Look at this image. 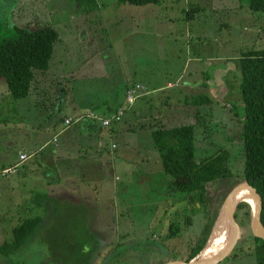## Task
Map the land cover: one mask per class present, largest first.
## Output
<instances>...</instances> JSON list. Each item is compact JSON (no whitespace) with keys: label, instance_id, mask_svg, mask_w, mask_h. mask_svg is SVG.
<instances>
[{"label":"rangeland","instance_id":"rangeland-1","mask_svg":"<svg viewBox=\"0 0 264 264\" xmlns=\"http://www.w3.org/2000/svg\"><path fill=\"white\" fill-rule=\"evenodd\" d=\"M98 6L87 12V6L75 0H0V22L30 28L48 24L60 33L49 68L35 71L27 97L14 98L6 77L0 76V247L12 241V229L21 220L44 217L41 231L23 247L9 254L0 251V264H164L187 259L206 220L199 212L186 222L185 210L191 212L195 202L177 200L180 194L168 188L169 178L161 168L159 152L155 155L154 141L135 131L138 114L150 113L143 104L153 105L151 97L157 94H173L160 120L175 122L164 126L199 122L198 159L225 145L231 151L233 172L243 171L239 131L245 117L238 60L248 50L264 46V12L253 11L248 0H162L147 5L98 0ZM225 69L228 73H217L214 84L207 82L205 75ZM135 82L147 88L168 82L175 87L135 102L136 114L126 110L133 123L128 121L129 143L124 144L125 131L117 136L118 148L111 157L107 155L114 164L94 166L91 172L64 170L66 164L61 162L47 164V157L51 158L47 149L55 147L52 125L65 122L75 107L103 112L112 95H125L123 105L128 106L127 86ZM186 88L192 96L185 94ZM204 92L214 103L203 107V117L198 119L200 110L192 98ZM178 102L181 105H172ZM89 112L79 117L92 118ZM123 120L115 122L119 132ZM85 136L83 143L89 142ZM46 140L49 147L39 148ZM24 149L34 153L18 168L15 163ZM97 174L110 180L111 186L114 182L118 191L108 187L97 193L101 182ZM52 175L58 180L53 185L48 182ZM89 185L96 192L83 196ZM168 189L172 199L160 201ZM34 192H47L52 198L40 204ZM141 197L154 201L153 206L142 208ZM218 224L221 230L225 222L218 220L214 232ZM230 227L217 253L232 241ZM241 227L245 242L219 264H256L249 255L256 242L246 239L251 226Z\"/></svg>","mask_w":264,"mask_h":264},{"label":"trees","instance_id":"trees-1","mask_svg":"<svg viewBox=\"0 0 264 264\" xmlns=\"http://www.w3.org/2000/svg\"><path fill=\"white\" fill-rule=\"evenodd\" d=\"M117 1L133 5H147L159 4L162 0ZM75 2L80 5L85 4L87 12L94 11L95 8L99 7L98 0H75ZM248 3L253 11L264 12V0H248ZM187 12L190 13V10ZM59 39V31L48 24L30 28L16 23L0 22V76L6 77L8 89L14 98L21 99L30 94L35 71H44L49 68L55 44ZM238 63L241 71L239 84L245 117L239 131L240 151L243 155L242 173L233 172L230 162L232 159L231 151L225 145L215 147L212 153L201 154L198 159L196 156V149L198 148L196 127L199 122L182 123L177 126H164L163 124L153 126L152 137L157 147L156 151L159 152L161 158V168L169 178L166 179L168 188L173 193L179 192L180 198L177 200L184 199L189 205L195 202V207L191 212L189 209L185 210L187 212L186 222H191L192 214L199 212L203 213L206 220L201 235L185 259L187 261L196 257L204 249L221 212L224 200L238 184L248 182L262 196L261 220L264 224V46L248 50L239 58ZM147 92L146 87L144 94ZM192 100L193 105H198L200 110L198 111V119L203 117V114L200 113L202 108L214 103V99L205 92L194 96ZM119 106L115 109L112 108L111 111L116 112ZM205 126L207 125L205 124ZM232 128L235 131L238 130V128ZM227 136L233 140L229 135ZM170 190L167 193H161L160 201L172 199L170 198L171 195L168 194ZM138 192H135L136 196H138ZM139 194L141 195V192ZM34 197L39 198L40 200L35 201H40L38 203L42 204L49 198V194L47 192H34ZM140 199L143 202L142 208L150 209L154 204V201L145 200L142 197ZM150 203L152 205H149ZM198 203L200 207H197ZM153 208L156 209V204ZM31 209L30 207L29 210ZM236 218L244 228L251 226L252 208L248 202L239 203ZM43 219V216L36 215L21 220L12 229V241L4 242L0 251L9 254L14 252V249L23 247L35 234L41 231ZM230 228L215 254L221 250V246L227 241ZM246 239H252L256 242L254 251L250 252L249 255L254 256L256 264H264V240L255 236L251 227ZM244 242L245 240L240 241V243Z\"/></svg>","mask_w":264,"mask_h":264},{"label":"crops","instance_id":"crops-1","mask_svg":"<svg viewBox=\"0 0 264 264\" xmlns=\"http://www.w3.org/2000/svg\"><path fill=\"white\" fill-rule=\"evenodd\" d=\"M226 71H227V69H225V71L219 70L218 72H215V70L211 71V73L208 76L205 75L207 82H209V84L210 83L214 84V82H216V76H217L216 74L217 73H223ZM192 73L193 72L191 71L190 74H192ZM226 73H228V71ZM190 81L192 82V80H190ZM127 87H129V86H127ZM174 87L175 86L171 85L170 82H168L167 85L162 86V87H156V86L150 87V86H148V88H147L148 92L146 94L142 95L141 97H139V99L136 100L135 102L137 103V101H139V100H141V102H145V101L149 100V96L152 93H155V92L160 91V90H167V89L174 88ZM181 90H182V87H181ZM184 92H185V94H187L188 97H189V95H191V93L189 94V92L187 91V88L184 89ZM207 94H208V92H207ZM172 95H173L172 93H170V94L164 93L163 95L157 94V95L151 97V100H152L151 103L153 105L149 104L150 107H147V103L146 104L144 103L143 107L148 108V109H146V111L148 113L150 111V113L147 116H143L144 114L143 115L138 114L139 120H137L135 123H137V125H139V126L136 128L135 131L137 132L138 130H141L143 133V136H145L147 139H149V141L153 142L152 131H153L154 125H162V124L166 125L169 122L174 123L175 122L174 120H171L169 122L165 121L164 119L162 121L160 120L162 109H164V108L167 109L170 106L168 104V101L170 100ZM197 95H195V96H197ZM208 95L210 97H212L210 95V93ZM124 97H125V95L122 98H120V97L115 98V96L112 95L110 97V99L107 98L108 100H106L104 103L105 106L103 108V112H101L100 110H93L91 108L84 111L80 107H75L73 114H68L64 118V120L69 118V117L73 118L74 122L72 124L66 125V123L63 122V123H61L62 125L60 124L59 126L52 125L51 127H53L52 131L54 134H53V137L51 138V140H53V142H55V147H53L51 149H47L46 153H47V155L49 154L51 157V158L47 157V162H48L47 164L49 165L51 163L53 164V163H60L61 162L63 164H66V167H64V170H68V171H75V170H78V168L79 169L80 168H82V169L88 168V169H86V171H90L89 169L95 170L96 169L95 167H97V169H101V168H103L102 166H106L108 164H114L113 159L111 158L109 160L107 158V155L109 154L111 157L112 154H114V151L118 148L117 145H119L118 144L119 140H116V138L118 135L121 137L124 131H125V137H126L124 144L127 146V144L129 143L128 135H129L130 125H128V121H130L131 124H133L132 121L130 120L131 114H128V115H126V113L124 114L123 119H126L125 125L119 127L120 129H122L120 132L117 130V128L115 126V122H113L108 127H104V126H102L101 121H99L98 119H92V118L90 119L89 117L85 116L86 118L84 117V119H82L79 122V121H77V117H79L81 115H86L85 113H87L89 111L97 113V115H100L103 117L104 116L105 117L110 116L113 113V111H111L112 108L115 109L117 106H119V105L122 106L125 103ZM136 103L133 105L135 106ZM175 104L181 105V103H179V102L178 103H172L173 106ZM60 106H62V103L60 105H58V109ZM132 106H130L127 109V111L131 108L129 111H133L135 113V110L132 108ZM123 119H122V121H124ZM122 121H119V122L121 123ZM180 121H182V120H179V122ZM86 131L88 132L89 136H87V135L85 136ZM84 136L87 137V140L89 142L83 143L82 138ZM49 141L50 140H46L44 142V144L42 146H40L39 148H41V147L43 148L46 145L48 146L50 143ZM114 145H116V146L113 147ZM24 152L29 154L30 158L33 156V153H34V152L28 151L27 149H24L21 152V154ZM156 153H157V151H155V155H156ZM34 155H38V153H36ZM30 158H28L26 161H21L19 159V161L17 163H15V165L19 164L18 165V168H19L21 166V164L24 165ZM153 159L155 162V156L153 157ZM143 169L148 170L149 167L145 166ZM20 171H22V169ZM114 171H112V172H114ZM146 175H148V174L146 173ZM97 176L100 177L98 174H97ZM49 178L51 179V181L49 179L48 182H51L52 185L55 184L56 182L58 183V180L56 177H54V175H52V177H49ZM87 178L91 179L93 177L87 176ZM100 178H101V182H102V180L104 181V184H101V182H100V184L96 187L97 193H99L101 190H107L108 187H112L113 189L116 190V192L118 191L117 186L114 185V182L111 181L112 182V186H111V185L107 184V182H109L110 180H108L107 178H103V177H100ZM116 179L118 180V177ZM142 183H143V181L141 182V184ZM90 187H91V185H89V187H87V189L84 190L83 196H91L89 194H93L96 192V191H93ZM49 197L52 198L50 195H49Z\"/></svg>","mask_w":264,"mask_h":264},{"label":"water","instance_id":"water-1","mask_svg":"<svg viewBox=\"0 0 264 264\" xmlns=\"http://www.w3.org/2000/svg\"><path fill=\"white\" fill-rule=\"evenodd\" d=\"M247 191V194L251 200H253L254 204H251L252 208V218H251V230L253 234L257 237H260L264 240V224L261 220V213L263 209V198L258 192L256 188H254L250 183L243 182L235 186L230 193L227 195L226 199L223 202L221 212L216 220L230 222L233 227L234 237L232 241L228 244V246L223 249L220 253L208 255L204 258H200V254L203 252L205 247L211 240L212 235L215 233L214 228L216 226V222L210 234L207 244L204 249L191 260L185 259H175L172 261H168L164 264H219L222 260L227 258L233 251L236 250L238 245L240 244L241 236H242V227L239 220L236 218V210L240 202H248L244 197L240 199V195L242 192ZM250 204V203H249Z\"/></svg>","mask_w":264,"mask_h":264},{"label":"built area","instance_id":"built-area-1","mask_svg":"<svg viewBox=\"0 0 264 264\" xmlns=\"http://www.w3.org/2000/svg\"><path fill=\"white\" fill-rule=\"evenodd\" d=\"M146 87L145 85L142 84H136L135 86H130L127 90V94H126V101L128 103V106L122 105L118 108V110L114 113H112V115L107 116V117H103L97 114H94L93 112H91V116H93L92 118H97L95 117L96 115L98 116V120L101 121L102 125L104 127H108L110 126L113 122H119L121 121L122 117L124 116L126 110L132 106L135 101L142 96L145 93ZM89 117V115H88ZM82 117H78L77 121H80ZM91 118V117H90ZM83 119V118H82ZM74 122V119L69 117L67 119H65V123L66 125H70ZM116 145H114L113 147H115ZM30 156L27 153H22L20 155V160L21 161H26ZM19 165V164H18ZM18 165H15L16 167H18ZM4 171H10V168L5 169Z\"/></svg>","mask_w":264,"mask_h":264},{"label":"bare ground","instance_id":"bare-ground-1","mask_svg":"<svg viewBox=\"0 0 264 264\" xmlns=\"http://www.w3.org/2000/svg\"><path fill=\"white\" fill-rule=\"evenodd\" d=\"M240 197H241L240 199H242L244 197L248 201V203H250V205L254 204L253 200H251L249 198L247 191L242 192ZM230 225H231V223L226 221L224 226L221 227V230H220L219 224H218V226L215 230V233L211 237L210 242L205 247L203 252L200 254V256H199L200 258H204L208 255L215 254V252L218 250L219 246L221 245L222 241L224 240Z\"/></svg>","mask_w":264,"mask_h":264}]
</instances>
